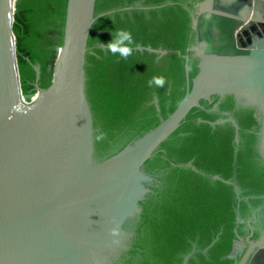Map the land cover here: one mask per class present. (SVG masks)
Wrapping results in <instances>:
<instances>
[{"label":"water","instance_id":"95a60500","mask_svg":"<svg viewBox=\"0 0 264 264\" xmlns=\"http://www.w3.org/2000/svg\"><path fill=\"white\" fill-rule=\"evenodd\" d=\"M7 12L10 43L0 0V264L110 263L154 185L142 166L211 94L260 106L264 157V0H11ZM119 31L135 41L127 59L106 47ZM17 91L43 102L15 109ZM225 120L238 144L234 118L213 124ZM213 179L240 200L235 172ZM247 223L230 256L240 244L237 264H264V233Z\"/></svg>","mask_w":264,"mask_h":264},{"label":"trees","instance_id":"16d2710c","mask_svg":"<svg viewBox=\"0 0 264 264\" xmlns=\"http://www.w3.org/2000/svg\"><path fill=\"white\" fill-rule=\"evenodd\" d=\"M5 23L10 43L9 20ZM230 117L239 125L238 144L231 121L213 124ZM262 127L260 106L245 98L233 93L202 98L142 166L160 182L133 219L125 248L108 264H182L194 248L187 264H237L243 252L230 254L235 241L250 234L247 221L252 220V239L264 233ZM234 172L240 200L233 185L213 179H229Z\"/></svg>","mask_w":264,"mask_h":264},{"label":"clouds","instance_id":"9594fccd","mask_svg":"<svg viewBox=\"0 0 264 264\" xmlns=\"http://www.w3.org/2000/svg\"><path fill=\"white\" fill-rule=\"evenodd\" d=\"M134 44L135 41L131 32L119 31L113 36V39L106 45V47L111 54L116 55L119 53L121 58L127 59L132 54V45ZM165 83L166 80L163 77H153L152 80L148 82V86L152 87L155 85L157 87H163ZM102 138V136L98 137V139Z\"/></svg>","mask_w":264,"mask_h":264},{"label":"bare ground","instance_id":"6f19581e","mask_svg":"<svg viewBox=\"0 0 264 264\" xmlns=\"http://www.w3.org/2000/svg\"><path fill=\"white\" fill-rule=\"evenodd\" d=\"M2 2H3V9H4V15H5V22H6V19H7V21L9 20L8 18H7V14H8V12H7V9H8V7H9V5H10V2H11V0H2ZM10 30V29H9ZM18 95H20V97L22 98V100H23V102H21V101H19L20 99H19V96ZM43 102V99H41V98H36V99H34L31 103H28V102H26V100L21 96V94L17 91V93H16V98H15V102H14V108L15 109H19V110H26V109H29L30 107H32V106H36V105H38V104H41Z\"/></svg>","mask_w":264,"mask_h":264},{"label":"flooded vegetation","instance_id":"af4514ba","mask_svg":"<svg viewBox=\"0 0 264 264\" xmlns=\"http://www.w3.org/2000/svg\"><path fill=\"white\" fill-rule=\"evenodd\" d=\"M151 175V174H150ZM153 176V175H152ZM155 180V181H154ZM153 181L155 182L154 183V185L153 186H158V184H159V180L156 178V177H154L153 176ZM152 191V190H151ZM133 235V224H132V227H131V229H130V234H129V238H128V240H127V242L129 241V239H130V237ZM124 249V248H123ZM111 262V261H110Z\"/></svg>","mask_w":264,"mask_h":264},{"label":"rangeland","instance_id":"374dc122","mask_svg":"<svg viewBox=\"0 0 264 264\" xmlns=\"http://www.w3.org/2000/svg\"><path fill=\"white\" fill-rule=\"evenodd\" d=\"M19 101L23 102L22 100H19ZM240 248H241V245H240V244H239V245H237V247H236V251H239V250H240Z\"/></svg>","mask_w":264,"mask_h":264},{"label":"crops","instance_id":"0c3cea01","mask_svg":"<svg viewBox=\"0 0 264 264\" xmlns=\"http://www.w3.org/2000/svg\"><path fill=\"white\" fill-rule=\"evenodd\" d=\"M244 250V247L243 246H241V249L239 250V251H236V254L238 253V252H242Z\"/></svg>","mask_w":264,"mask_h":264}]
</instances>
